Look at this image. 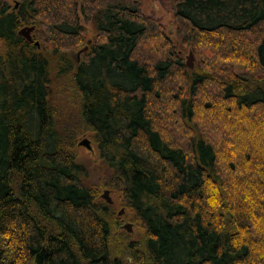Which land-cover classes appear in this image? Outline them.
I'll return each mask as SVG.
<instances>
[{
  "label": "trees",
  "instance_id": "trees-1",
  "mask_svg": "<svg viewBox=\"0 0 264 264\" xmlns=\"http://www.w3.org/2000/svg\"><path fill=\"white\" fill-rule=\"evenodd\" d=\"M161 2L201 58L194 70L140 0H0V264H264V0ZM44 20L41 45L18 35ZM81 20L95 39L75 64ZM60 80L73 119L57 118ZM72 120L93 136L96 180ZM219 124L237 139L217 144ZM99 187L119 194L140 240L114 236Z\"/></svg>",
  "mask_w": 264,
  "mask_h": 264
},
{
  "label": "rangeland",
  "instance_id": "rangeland-1",
  "mask_svg": "<svg viewBox=\"0 0 264 264\" xmlns=\"http://www.w3.org/2000/svg\"><path fill=\"white\" fill-rule=\"evenodd\" d=\"M9 5L13 9H17L20 0H8ZM140 12L144 17L150 18L153 20L157 26V30H161L163 35L169 39L172 46L178 48V53L183 58L185 67L188 70H194L198 63L200 62L201 58L198 56L195 52H193L189 47H180V39L177 35V28L173 21L172 15L170 11H168L164 5L162 4L161 0H140ZM41 22V21H40ZM81 25L84 28V41L82 43H79L78 45L73 46L69 49L68 55L70 56V59L76 64L77 62L81 61L83 59V55L88 51H82L85 47L89 48L91 43L95 39V32L92 30L90 24L85 22L84 20H81ZM33 27V32L30 33L31 36V42L37 43L38 46L42 44V41L44 37L47 34L48 24L46 21H42L41 25H22L18 31L24 30L26 28ZM155 40V39H154ZM154 40H150L146 42L144 45L148 47L151 42L153 43ZM155 42V41H154ZM1 45V44H0ZM157 45L160 44L159 42L154 43V47H157ZM165 50V49H164ZM81 51V53H79ZM79 53V54H78ZM148 51L139 52L137 55L138 58H148L147 54ZM143 54V55H142ZM155 55H153L154 57ZM191 56L190 64L191 66L187 65L188 58ZM233 71L235 73H241L243 72V67L241 65H234ZM179 85V83L174 82L172 87H176ZM171 87V88H172ZM53 101L56 108V115L59 120H65V118L71 117L73 119L75 117V114L77 112L78 107V99L75 91L72 89L70 84H65V81L61 82V80L58 82V86H53ZM168 116V115H167ZM160 121L162 119V123L164 125V129L168 131V135L172 137L175 141L179 142L180 138H176L175 135L176 132L173 130L171 131L169 127H167V117H159ZM164 119V120H163ZM70 122V121H66ZM72 128L75 130V145H76V154L78 160L83 163L85 166L89 169V178L91 180H96L97 176L100 177V175L103 174L102 168L100 167V160L98 151L96 148V144L94 143L93 136L90 132H88L83 125L80 123V121L72 120L71 122ZM200 125L201 121L198 122ZM214 123V120L212 121ZM220 131L217 133L218 141L217 144L223 143L228 144V141L231 140L234 136V139H237V135L229 133L226 128H223L221 124H219ZM244 131L240 136L246 138V140H250L249 133L243 129ZM259 132V131H258ZM261 134V133H260ZM260 135L258 136V138ZM83 139H87L90 142V149H87L85 146H79V142H81ZM259 143V142H258ZM104 190H109V196L112 200V208L114 210V219L116 227L114 228V236L119 240L125 242L126 244L131 241H138L142 238V228L140 227V224L135 220L132 211L127 208L124 203L121 201L120 196L117 192H115L112 189L99 187L98 188V199L105 202V200L102 198V194ZM129 224V231L124 227L125 225ZM124 239V240H123ZM127 255V256H126ZM128 257L127 253H124L123 258L127 260Z\"/></svg>",
  "mask_w": 264,
  "mask_h": 264
},
{
  "label": "water",
  "instance_id": "water-1",
  "mask_svg": "<svg viewBox=\"0 0 264 264\" xmlns=\"http://www.w3.org/2000/svg\"><path fill=\"white\" fill-rule=\"evenodd\" d=\"M34 30H33V27H27L26 29H24V30H20V31H18V35L19 36H21V37H23L24 39H26L27 41H30L31 42V36H30V33H32ZM37 44V43H36ZM38 45V44H37ZM88 48L87 47H85L82 51H86ZM79 53H81V51L79 52ZM78 53V54H79ZM191 56L188 58V61H187V65L188 66H191V64H190V61H191ZM78 63V62H77ZM79 146H85L87 149H90L91 148V146H90V142L87 140V139H83L81 142H79V144H78ZM102 196V198L105 200V202L107 203V204H112V200H111V198H110V196H109V190H104L103 191V194L101 195ZM128 231H129V224L128 225H125L124 226Z\"/></svg>",
  "mask_w": 264,
  "mask_h": 264
}]
</instances>
